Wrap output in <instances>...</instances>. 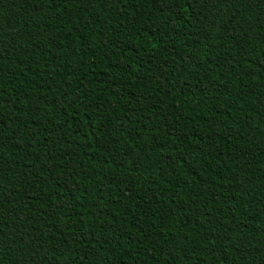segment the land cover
<instances>
[{
	"label": "trees",
	"instance_id": "1",
	"mask_svg": "<svg viewBox=\"0 0 264 264\" xmlns=\"http://www.w3.org/2000/svg\"><path fill=\"white\" fill-rule=\"evenodd\" d=\"M0 264H264V0H0Z\"/></svg>",
	"mask_w": 264,
	"mask_h": 264
}]
</instances>
